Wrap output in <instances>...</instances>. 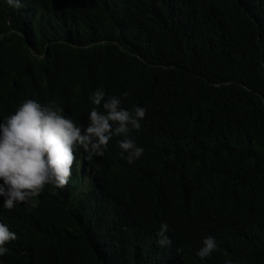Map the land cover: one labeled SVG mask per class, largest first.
Segmentation results:
<instances>
[{
    "label": "trees",
    "instance_id": "1",
    "mask_svg": "<svg viewBox=\"0 0 264 264\" xmlns=\"http://www.w3.org/2000/svg\"><path fill=\"white\" fill-rule=\"evenodd\" d=\"M19 5L0 0V118L34 99L86 126L91 91H126L144 153L127 164L114 137L34 207H0V264H264V0Z\"/></svg>",
    "mask_w": 264,
    "mask_h": 264
},
{
    "label": "clouds",
    "instance_id": "2",
    "mask_svg": "<svg viewBox=\"0 0 264 264\" xmlns=\"http://www.w3.org/2000/svg\"><path fill=\"white\" fill-rule=\"evenodd\" d=\"M7 3L15 9L23 8L19 0H7ZM128 95L125 91L120 96H106L102 87L95 88L88 95L93 107L87 113L86 126L62 114L64 109L54 101L41 103L34 99H25L14 111L0 118V197L3 198L0 207L12 209L22 203L34 207V198L45 185L62 189L72 168L81 167L83 157L87 160L102 156L114 137L121 138L119 155L127 164L138 160L144 148L129 134L141 127L146 109L123 107L121 97ZM167 233V223L161 222L156 231L159 246L171 243ZM16 238L7 224L0 223V257L8 251L6 244ZM216 248L215 238L207 235L196 256L203 259ZM225 264L231 262L225 261Z\"/></svg>",
    "mask_w": 264,
    "mask_h": 264
},
{
    "label": "rangeland",
    "instance_id": "3",
    "mask_svg": "<svg viewBox=\"0 0 264 264\" xmlns=\"http://www.w3.org/2000/svg\"><path fill=\"white\" fill-rule=\"evenodd\" d=\"M257 148H258L260 151L264 152V147L257 146Z\"/></svg>",
    "mask_w": 264,
    "mask_h": 264
}]
</instances>
